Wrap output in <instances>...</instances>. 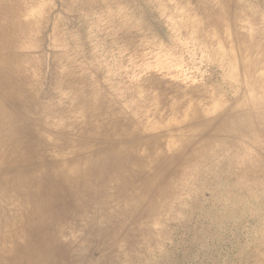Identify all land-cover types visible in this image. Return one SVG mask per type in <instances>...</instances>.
Masks as SVG:
<instances>
[{
    "label": "bare ground",
    "instance_id": "obj_1",
    "mask_svg": "<svg viewBox=\"0 0 264 264\" xmlns=\"http://www.w3.org/2000/svg\"><path fill=\"white\" fill-rule=\"evenodd\" d=\"M93 1H69L64 18L53 19L49 9L43 14L41 0H0V264H161L169 257L167 249L154 244L163 239L154 224L175 212L181 217L178 226L186 231L190 211L200 208L208 189L213 192L209 212L220 207L219 220L230 214L241 221L246 212L251 214L254 226L249 230L262 246L256 264H264V73L256 74L264 70V0H256L255 6L244 0H184L204 11L203 23L180 15V25L191 24L195 37L215 39L228 13L224 7L231 5L240 10L228 15L230 25L244 13L259 29L241 36L243 47H231L238 50L236 59L231 51L216 52L217 64H229L230 80L214 86L211 96L220 100L213 110L226 98L236 104L224 111L222 123L198 124V136L173 153L172 141L163 144L149 120L162 118L165 111L178 116L181 105L186 107L184 118H207L203 104L212 100L202 92L198 101L168 104L159 94L165 106L154 101L155 95L145 108L139 104L146 100L136 91L120 107L110 106L85 82L84 72L74 75L91 58L87 43L101 36L103 19L92 24L79 17L73 26L69 15L88 12ZM113 14H108L111 22ZM120 14L131 19L124 21V29L144 24L133 11ZM95 16L93 12L90 20ZM91 25L92 30L86 28ZM49 27L59 92L45 86L42 47ZM223 30L224 35L237 34L235 26ZM59 38L62 53L57 55ZM78 55L84 62L75 61ZM58 94L67 104L62 108L54 100ZM218 129L227 135L226 143L221 137L204 139ZM235 135L242 141L228 150ZM134 249L142 254L135 256Z\"/></svg>",
    "mask_w": 264,
    "mask_h": 264
},
{
    "label": "rangeland",
    "instance_id": "obj_2",
    "mask_svg": "<svg viewBox=\"0 0 264 264\" xmlns=\"http://www.w3.org/2000/svg\"><path fill=\"white\" fill-rule=\"evenodd\" d=\"M69 1L72 3V0H41L43 14L49 9L52 17H54L53 19L57 17L64 18V12ZM112 1L116 2L111 4ZM244 1L254 6L257 3L256 0ZM100 2H104L103 7L98 5ZM92 5V9L88 12H74L69 15L75 21L73 26L78 23L79 17H84L89 23H92V21L100 23L99 18L103 19L101 36H94L87 43V51L92 54L91 58L86 60V65L81 72L80 70H74V75L82 76V72H84L85 82L92 83L90 84L92 90H98L101 94L99 96L101 98L103 96V100H108L110 106L115 108L123 104V99H132L136 91L141 100H146V102L139 104H144L145 108L151 106L152 101L150 99L151 97L154 98L155 95L157 100L154 101H157L160 106H165L159 100V94L165 96L166 102L169 104L184 98L198 101L200 98L198 94L204 93L206 98L212 100L203 104V108L209 112L207 118L186 119L182 116L186 107L181 105L178 107V116H173L169 111H165L162 118L149 120L150 124L155 127L153 133L162 138L163 144L172 141V146L169 149L170 153L178 151V148L183 145H190V141L198 136L197 129H194L198 128V124L213 123L218 125L222 123L221 116L224 115V111L235 105L237 100L233 101V98H226L225 101L220 102L217 109L213 110L214 102L220 100L211 96L214 92V86L223 79L230 80L226 70L229 64L227 62L217 64L216 52L220 49L224 52L231 51L233 52L231 53L232 59L237 58V48L233 51L231 47L238 46V44L243 47L244 42L241 36L244 33H252L253 30L259 29L256 22H251L249 15L243 13L235 19L236 22L230 25L228 15H230L229 17L233 16L240 8L234 5H226L227 8L224 7V9L228 13L224 16V21L222 19V30L219 31L215 39L208 40L207 36L195 37L191 35V24L180 25V15L195 17L203 23L205 19L204 11L194 7L195 2L188 6L184 3V0H95ZM260 9V16L264 17V6ZM123 10L135 12V18L143 17L142 22L144 24L140 28L132 26V28L124 29V21H131V19L127 16L122 18L120 11ZM93 12L96 16L92 17L93 20H90V15ZM109 12L114 13L115 20L113 22L108 18ZM81 26L83 27L84 23ZM234 26L237 34L234 31L232 32L236 35H224L223 28H234ZM68 27L70 28L71 24ZM86 28L92 30L93 26H87ZM51 30V27H49L45 36L44 47H42L43 56H46L45 86L47 88L52 87L53 91L59 92L54 86L53 63L55 55L52 54L49 47L52 44ZM63 30L61 29L60 33L59 29L57 31L58 35H61ZM112 31L115 33L112 34ZM223 36H225L224 41L222 40ZM62 41L63 39L59 38L58 43L55 45L54 50L57 55L62 53ZM78 42L83 44L82 39H79ZM240 55L242 54L240 53ZM84 59L83 55L75 57L77 63L84 62ZM241 71L239 70V72ZM263 73V68L256 71V74ZM153 81H156L155 83L158 86H154ZM261 91L264 92V89ZM63 97V94L55 96L54 100L58 108L67 105L66 102H60ZM121 99L122 101H120ZM217 132L218 134L213 135L207 133L204 139L214 141V139L221 137L219 140L223 144L229 140L223 138L227 135L222 130L218 129ZM239 137L240 135L230 137L229 143L233 145H229L228 150L236 149L238 141H242ZM177 138L180 140H177ZM248 147H251V145ZM212 194L213 192H210L209 189L206 190L200 208H192L184 227L187 228L186 231L182 230V226H178L181 217L179 213L175 212H172L171 218L162 221L159 225L154 224L155 229L163 232V239L155 240L154 244L167 249L169 257L166 262L163 260L161 264L257 263L258 258L256 256H262V246H260L261 243L258 238H252V232L249 230V225L254 226V221H252V217L250 218L251 214L246 212V217L241 221L237 216L230 214L226 216L227 218H222L224 221L219 220V217L223 214L220 207H214V210L209 212L211 207L209 199ZM164 216H170V213H165ZM248 222L250 224H247ZM132 253L135 256L142 254L139 253L138 249H134Z\"/></svg>",
    "mask_w": 264,
    "mask_h": 264
}]
</instances>
